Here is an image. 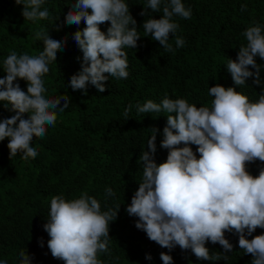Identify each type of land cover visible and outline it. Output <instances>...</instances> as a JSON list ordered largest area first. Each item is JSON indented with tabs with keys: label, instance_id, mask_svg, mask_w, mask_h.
Returning a JSON list of instances; mask_svg holds the SVG:
<instances>
[{
	"label": "clouds",
	"instance_id": "obj_1",
	"mask_svg": "<svg viewBox=\"0 0 264 264\" xmlns=\"http://www.w3.org/2000/svg\"><path fill=\"white\" fill-rule=\"evenodd\" d=\"M15 3L22 5L24 20L36 23L50 16L48 8L42 7L44 0ZM246 7L241 5V10ZM149 10L162 11L161 18H151ZM140 15L149 16L142 24L145 34L166 52L174 53L185 46V39L176 35L180 25L173 19L192 17L191 7L186 8L182 0H147ZM81 21L86 26L76 31L72 39L82 52V60L80 70L70 77L69 86L86 95L91 85L102 93L109 77L129 76L128 57L123 49L138 47L141 37L137 22L124 0H75L64 23L79 26ZM105 22L110 26L102 32L99 25ZM170 34L175 49L169 43ZM241 35L246 44L239 47L235 61L227 59L226 69L234 85L245 86L252 78L253 85L261 87L257 101L250 102L233 87L226 89L216 84L208 88V95L214 98L210 106L197 107L184 98L171 99L167 93L159 103L149 99L136 104L138 114H168L160 142L167 157L165 162H155L159 130L152 128L147 151L139 157L141 182L125 211L138 218L136 229L169 252L179 246L200 260H227L225 254L210 255L205 243L219 244L224 253L232 252L233 245L225 237L231 233L238 237L239 249L251 254V264H264V234L246 238L257 228L264 229V168L256 177L247 170V165L257 160L264 162V85L260 78L264 66L255 60H264V28L253 22ZM35 38L43 41V50L34 55L11 50L3 61L5 75L0 78V101H6L5 109L15 113L0 120V141L8 140L9 157L22 153L23 160L38 156L31 143L33 136L43 139L47 128L56 124L57 110L63 112L70 105L66 94L47 98L42 79L50 72L58 51L65 48L67 36L54 39L40 27L35 30ZM17 80L26 82V91L14 83ZM61 101L63 105L58 107ZM131 109V104L125 108V118ZM24 114H28L27 119ZM189 145L197 146L199 158ZM105 195L114 197L115 192L106 187ZM119 209L101 211L100 202L86 191L71 200L63 195L51 197L43 230L50 238L47 247L52 257L64 264H103L97 253L110 254L109 225L117 219ZM159 258L162 264H173L169 254L161 252ZM31 259L26 249L19 251V264H31ZM145 259L150 261L152 257L146 254Z\"/></svg>",
	"mask_w": 264,
	"mask_h": 264
},
{
	"label": "trees",
	"instance_id": "obj_2",
	"mask_svg": "<svg viewBox=\"0 0 264 264\" xmlns=\"http://www.w3.org/2000/svg\"><path fill=\"white\" fill-rule=\"evenodd\" d=\"M74 2L44 0L42 7L48 8L50 16L33 23L23 19L22 5L15 0H0V78L5 75L3 61L11 50L30 55L43 50V41L35 38V30L43 27L54 39L67 36L65 48L58 51L50 72L42 78L47 89L45 96L70 97L69 107L63 112L57 110L56 124L47 128L45 137L33 136L31 143L38 151L35 159L23 160L22 153L9 157L8 140L0 141V261L19 264L18 253L26 249L32 257L31 264H64L52 257L47 247L50 238L43 230L50 199L56 195L76 199L86 191L100 202L101 211L120 207L117 219L109 225L110 254L97 253L103 264H162L161 252L171 255L173 264H251V254L239 249L238 237L231 233L225 237L233 245L232 252L224 253L219 244L205 243L210 255L225 254L227 260H200L179 246L169 252L136 229L138 218L129 216L125 209L141 182L143 169L139 157L147 151L152 128L159 130L155 162H165L167 157L160 142L168 114H138L135 107L138 102L143 104L151 99L159 103L167 93L171 99L184 98L197 107L210 106L214 98L208 95V88L216 84L226 89L233 87L250 102L257 101L261 87L253 85L252 78L245 86L234 85L226 65L227 59L236 60L239 47L246 44L241 33L249 25L258 22L264 28V0H182L186 8L191 7L192 17L173 18L180 25L176 35L186 41L174 53L166 52L145 34L142 24L149 16H141L140 12L147 0H124L141 37L136 49H123L128 57L129 76L109 77L102 93L88 85L86 95L69 86V79L80 70L82 60V52L72 36L86 26L83 21L79 26L64 23L65 14ZM241 5H246V10L242 11ZM149 12L151 18H161L162 11ZM109 26L108 22L99 25L102 32ZM169 38L175 49L174 37L170 34ZM255 60L264 66V60L259 57ZM260 78L264 85V67ZM14 83L26 91L25 81ZM6 103L0 101V120L15 114L5 109ZM129 104L132 109L125 118L123 112ZM62 105L63 101L58 107ZM27 116L24 114L23 118ZM189 146L196 153L197 146ZM261 168L264 162L258 160L247 165L253 177L258 176ZM106 187L113 189L114 197L105 195ZM261 234L264 229L257 228L246 238ZM146 254L151 255L150 261L145 259Z\"/></svg>",
	"mask_w": 264,
	"mask_h": 264
}]
</instances>
